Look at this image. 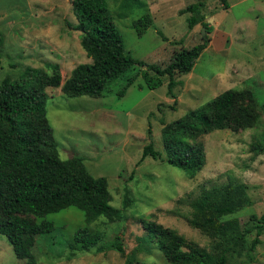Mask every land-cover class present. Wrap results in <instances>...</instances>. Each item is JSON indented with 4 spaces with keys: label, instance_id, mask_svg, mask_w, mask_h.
Here are the masks:
<instances>
[{
    "label": "rangeland",
    "instance_id": "1",
    "mask_svg": "<svg viewBox=\"0 0 264 264\" xmlns=\"http://www.w3.org/2000/svg\"><path fill=\"white\" fill-rule=\"evenodd\" d=\"M104 1L125 50L144 65L111 81L99 97L66 96L62 84L46 87V116L59 158L79 156L90 174L106 177L110 203L122 210L123 217L114 221L100 217L90 227L101 231L107 242L121 239L124 254L88 251L67 259L66 243L85 226L84 212L74 206L43 217L54 223L55 230L38 236L32 253L38 264H122L126 257L142 264H169L139 222L151 214V219L210 251L214 241L189 224L190 202L203 190L245 185L251 204L223 217L235 219L240 229L252 224V213H264V0H204L202 12L210 32L201 23L189 29V13L180 12L197 0H144L145 7L132 5L124 15H119L122 0ZM145 13L152 24L138 36L131 24ZM76 22L69 0H0V81L17 78L26 67L51 72L48 64H58L63 83L78 64L91 62L80 44L81 32L73 28ZM203 36L209 42L192 70L175 75L179 81L175 97L167 94L166 76L159 87L149 89L141 75L118 95L125 77L139 74L149 64L165 66L174 51L200 43ZM229 88L252 92L257 120L237 131L217 129L201 136L206 161L194 177L162 159L140 161L142 148L150 141L149 127L154 148L164 156L162 122L182 117ZM124 197L129 202L126 208ZM254 234H247L244 248L228 253L227 264H264V230L261 242L249 251ZM25 262L0 235V264Z\"/></svg>",
    "mask_w": 264,
    "mask_h": 264
},
{
    "label": "trees",
    "instance_id": "2",
    "mask_svg": "<svg viewBox=\"0 0 264 264\" xmlns=\"http://www.w3.org/2000/svg\"><path fill=\"white\" fill-rule=\"evenodd\" d=\"M69 2L77 21L73 28L81 32L80 44L91 62L78 64L63 83L58 64H48L51 72L26 67L17 78L0 81V235L9 242L15 256L26 261L25 264H38L32 253L36 239L55 230L54 223L43 217L70 206L84 212L85 226L76 229L66 243L67 259L88 251L114 250L124 254L121 239L107 242L101 231L90 227L100 217L109 221L122 219V210L111 205L105 176L90 174L79 156L59 158L58 143L46 116L44 89L62 84L61 91L66 96L99 97L111 81L133 66L144 64L125 50L104 0ZM132 5L143 8L145 2L122 0L119 15H124ZM204 6V0H197L180 10L189 13V29L201 23L207 32L212 30L204 22ZM151 24L150 15L145 13L131 26L141 36ZM208 42L209 38L203 36L200 43L174 51L165 66L149 64L139 74L125 77L118 95H124L137 75H141L149 89L159 87L162 77L166 76L167 94L175 97L174 87L179 83L175 75L191 71ZM256 120L252 92L226 89L182 117L169 123L162 122L165 157L154 148L149 127L150 141L143 146L140 161L146 157L162 159L192 178L206 161L204 145L199 140L201 136L217 129L237 131L254 125ZM250 204L245 185L231 183L203 190L190 202L189 224L214 241L210 251L187 241L175 229L151 219L152 214L151 217H140L139 222L146 231L147 240L157 246L169 264H227L228 253L236 247L244 248L247 234L255 231L247 246L249 251L261 242L264 213L261 216L252 213V224L243 229L235 219H223ZM128 205V199L124 197L123 208ZM122 264L142 263L126 257Z\"/></svg>",
    "mask_w": 264,
    "mask_h": 264
},
{
    "label": "water",
    "instance_id": "3",
    "mask_svg": "<svg viewBox=\"0 0 264 264\" xmlns=\"http://www.w3.org/2000/svg\"><path fill=\"white\" fill-rule=\"evenodd\" d=\"M202 32H204V28L202 29Z\"/></svg>",
    "mask_w": 264,
    "mask_h": 264
}]
</instances>
